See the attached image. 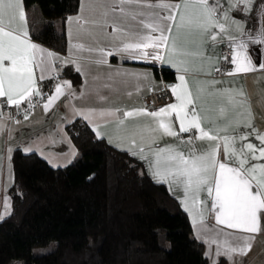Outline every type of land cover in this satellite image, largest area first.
Instances as JSON below:
<instances>
[{"label":"crops","instance_id":"0c3cea01","mask_svg":"<svg viewBox=\"0 0 264 264\" xmlns=\"http://www.w3.org/2000/svg\"><path fill=\"white\" fill-rule=\"evenodd\" d=\"M172 2H179V0H172ZM262 5L264 0H255L249 15H245L242 11L232 13L235 20L240 22L238 28L231 19L228 21L230 34L235 36L237 41L247 40L246 34L249 32L255 35L264 29ZM102 10L100 0H78L77 9L63 19L66 40L63 52H58L32 39L29 35L31 42L59 54L61 62L55 65L57 71L59 66L67 65L79 74L80 80L74 85L67 77L59 74L56 79L45 80L44 82H49L45 87L44 82L41 84L45 98L28 113L27 120L24 119V115L14 113L15 107L9 108L0 103L5 125L3 131H0V216L2 217L9 211L6 212L4 208V197L9 198L7 187L12 180L11 151L14 148H19L23 152L31 149L51 166L65 165L74 156L75 146L66 133L64 124L75 117L82 118L95 136L98 131L101 134L100 137L108 144L129 154L128 149L133 147V141H135L133 150L138 151L140 147H144L143 154L152 156L153 160L159 148L171 146L188 150L189 146L181 145L180 139L162 136L161 132L156 130L157 119L149 114L175 103L174 96L170 102L155 107L145 108L140 105L139 96L148 88L157 87L162 78L155 74L154 67H166L171 70L174 85L179 83V75L185 76L194 97L197 115L202 119V127L205 131L220 136L231 135L237 129L246 132L249 129L245 126L251 121L256 130L264 133V71L228 75L234 68L230 63L232 49L227 39L228 33L219 36L215 43H210L206 34L194 28H174L172 41L169 43L171 45L174 41L177 51L175 54L164 52L163 61L145 62L121 53L107 56V63L97 64L95 61L99 58V54L89 52L87 49L104 47L107 51L116 43L110 37H105L104 30L94 27L91 23L84 24L85 20L100 19ZM77 17L81 18L79 23L75 19ZM69 18H73L71 24ZM13 26L20 29L25 27L18 19L14 21ZM26 27L29 33L28 18ZM107 31L110 32L111 29ZM241 31L245 33L244 36H241ZM224 41L229 47L227 71L216 74L215 68L221 63L225 48ZM74 44H83L84 48H72L70 55V45ZM249 55L254 65L264 62V45H253L249 42ZM72 59H75L76 64L66 62ZM77 65L80 71L76 70ZM178 68L181 70L178 71ZM185 68L186 72L183 71ZM62 81H69L71 88H66L65 95L45 111L43 103L46 102L47 95H51L54 92V85ZM241 92L243 96L239 95ZM124 112H133L134 115L125 117ZM9 115L12 119H8ZM85 116H88V119H85ZM170 119L178 130V123L174 118ZM94 127L96 131L93 130ZM197 135L198 133L193 131L181 134V138L185 141L192 138L197 153H204L215 147L216 142L208 139L197 140L195 138ZM250 139L253 143L257 142L254 137ZM153 140L156 144L149 147ZM133 157L142 163L149 177L157 181L150 173L148 163L139 159L138 156ZM165 159L166 156L161 157V170L174 167L166 163ZM219 159H224L222 150ZM161 183L185 212L191 233L202 242L203 252L210 263L222 256L228 264H264V219L261 221V231L254 234L252 248L247 255L233 254L231 259L225 255L217 256V246L215 244L209 246L205 243V240L211 238L214 233L205 229L220 230L223 226L216 224L215 216L207 206L200 208L193 203L194 199L207 201V191L204 190L199 194L189 192L186 195L183 184ZM225 231L232 230L225 229Z\"/></svg>","mask_w":264,"mask_h":264},{"label":"snow or ice","instance_id":"6c2138e0","mask_svg":"<svg viewBox=\"0 0 264 264\" xmlns=\"http://www.w3.org/2000/svg\"><path fill=\"white\" fill-rule=\"evenodd\" d=\"M254 4L255 0H179L175 3L172 0H100L103 9L100 19L85 20L84 24L91 23L104 30L105 37H110L116 43L107 51L104 47L87 50L99 54L95 61L97 64L107 63V56L121 53L145 62L163 61L164 52L175 54L177 51L175 42L169 43L173 29L188 27L206 34L210 43H215L219 36L228 33L227 39L232 49L230 63L234 66L233 72L228 75L264 71V62L254 65L249 55V42L264 45V29L255 35L249 32L246 34L247 40L237 41L230 34L228 25L231 19L239 28L240 22L235 20L232 13L242 11L249 15ZM261 9L264 10V5ZM17 19L25 25L23 29L13 26ZM75 19L79 23L81 18ZM72 20L69 18L70 24ZM26 23L23 0H0V103L9 108L15 107L17 111L27 105L24 109L25 120L28 119V110L36 107L37 98L44 100L41 84L57 78L55 65L61 62L59 54L30 41ZM109 28L110 32L107 31ZM244 35L241 31V36ZM72 48L83 49L84 45H70V55ZM223 59L229 61L228 57ZM66 62L76 64L75 59ZM76 70H81L79 65ZM178 80V84L169 86L176 102L149 114L157 119L156 130L162 136L178 138L180 144H187L189 149L171 146L159 148L154 160L152 156L143 154L144 147L133 150L135 141L128 151L148 163L149 171L158 183L183 184L186 195L206 190L208 200L194 199L193 203L200 208L207 206L214 214L216 224L223 227L220 230L205 229L214 233L205 243L217 246V256L225 255L231 259L233 254L247 255L252 248L254 234L261 231V221L264 219V133L256 130L251 121L245 126L249 129L246 132L237 129L231 135L220 136L205 131L185 76L179 75ZM66 88H71L69 81L54 85V92L47 95L43 103L45 111L65 95ZM239 95L243 96V93ZM132 115L133 112H124L125 117ZM84 118L88 119V116ZM170 118L178 123V130ZM8 119H12L11 115ZM4 127V114L0 110V131ZM93 130L96 131V128ZM193 131L198 133L195 137L197 140L214 141L215 147L197 153L192 138L186 141L181 138V134ZM97 136H101L98 131ZM253 137L256 143L250 139ZM155 144L153 140L149 147ZM221 150L223 160L219 159ZM162 156H166L165 162L174 167L161 170ZM4 208L6 212L10 210L7 196L4 197Z\"/></svg>","mask_w":264,"mask_h":264},{"label":"trees","instance_id":"16d2710c","mask_svg":"<svg viewBox=\"0 0 264 264\" xmlns=\"http://www.w3.org/2000/svg\"><path fill=\"white\" fill-rule=\"evenodd\" d=\"M77 3L23 0L30 37L63 52V19ZM154 71L172 78L166 67ZM58 74L74 85L80 80L67 65ZM64 129L75 146L65 165L51 166L34 151H11L0 264H228L222 256L207 260L177 200L140 161L95 136L80 117Z\"/></svg>","mask_w":264,"mask_h":264},{"label":"built area","instance_id":"2783aa9c","mask_svg":"<svg viewBox=\"0 0 264 264\" xmlns=\"http://www.w3.org/2000/svg\"><path fill=\"white\" fill-rule=\"evenodd\" d=\"M224 47L225 48L223 50L221 63L215 68L216 74H221L227 71V61L223 59L224 57H227V52H228L227 50L229 48L228 43L226 41H224ZM216 69H219V71H216ZM172 85H174L173 78H161L160 83L157 87L155 88L150 87L146 92L142 93L139 96L140 105L145 108H150L170 102L173 99V94L169 86ZM37 101H38L37 103H39L42 100L37 98ZM25 108H27V105H23L19 111H17V109L15 108L14 113L17 115L25 116V111H24ZM31 110L32 109H29L28 113Z\"/></svg>","mask_w":264,"mask_h":264},{"label":"rangeland","instance_id":"374dc122","mask_svg":"<svg viewBox=\"0 0 264 264\" xmlns=\"http://www.w3.org/2000/svg\"><path fill=\"white\" fill-rule=\"evenodd\" d=\"M49 246L48 245H46V246H39V247H37L35 250H45V249H47ZM19 263V260H17L16 261V264H18Z\"/></svg>","mask_w":264,"mask_h":264}]
</instances>
